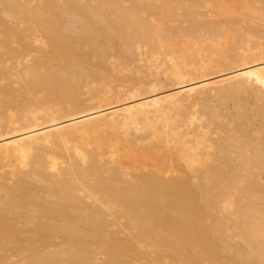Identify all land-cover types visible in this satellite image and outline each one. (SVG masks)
Instances as JSON below:
<instances>
[{
  "label": "bare ground",
  "instance_id": "obj_1",
  "mask_svg": "<svg viewBox=\"0 0 264 264\" xmlns=\"http://www.w3.org/2000/svg\"><path fill=\"white\" fill-rule=\"evenodd\" d=\"M155 1L0 0V264H264V0Z\"/></svg>",
  "mask_w": 264,
  "mask_h": 264
},
{
  "label": "rangeland",
  "instance_id": "obj_2",
  "mask_svg": "<svg viewBox=\"0 0 264 264\" xmlns=\"http://www.w3.org/2000/svg\"><path fill=\"white\" fill-rule=\"evenodd\" d=\"M177 2H175L174 3V6H175V8L174 9H176V11H177V13L178 14H184V8H186L187 6L188 7H191V4H189V2L190 1H196V2H198V4H200V5H205V0H176ZM239 2V0H231V2H233V5H231V6H233V7H235V9H238V7H239V9L238 10H240L241 11V5H237V4H241V3H244V2H241L242 0H240V2ZM225 2H227L228 3V6H230V4H232L231 2H230V0H227V1H225ZM237 2V3H236ZM162 3H164V0H158V1H155V4H162ZM235 3V4H234ZM217 5H215L214 7H216ZM217 8V7H216ZM180 18H182L181 16H180ZM207 19H203V21H206ZM177 24V23H176ZM175 24V25H176Z\"/></svg>",
  "mask_w": 264,
  "mask_h": 264
}]
</instances>
